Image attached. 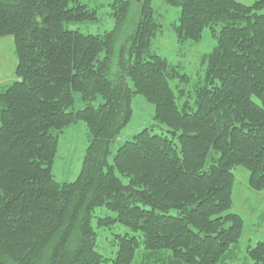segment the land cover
Wrapping results in <instances>:
<instances>
[{"label": "trees", "instance_id": "1", "mask_svg": "<svg viewBox=\"0 0 264 264\" xmlns=\"http://www.w3.org/2000/svg\"><path fill=\"white\" fill-rule=\"evenodd\" d=\"M162 1L180 11L178 43L199 42L204 28L215 39L192 93L177 65L151 53L161 28L151 0H114V27L98 35L70 27L97 21L79 0H0V38L12 37L17 59L0 91V264H138L139 250L142 264L165 253L168 264H224L238 243L231 169L264 192V0ZM135 95L167 134L145 129L108 163ZM79 122L89 142L81 170L56 182L58 136ZM101 207L114 217L99 226L130 233L116 236L113 258L95 250ZM246 255L264 264V241Z\"/></svg>", "mask_w": 264, "mask_h": 264}, {"label": "rangeland", "instance_id": "2", "mask_svg": "<svg viewBox=\"0 0 264 264\" xmlns=\"http://www.w3.org/2000/svg\"><path fill=\"white\" fill-rule=\"evenodd\" d=\"M81 4H86L89 8L95 9L97 21L86 23H74L70 27L86 35H98L111 30L114 26L112 18L111 4L114 0H79ZM154 19L161 25L158 36L151 44V53L165 58L173 65H177L181 72L189 77L190 82L184 85L185 91L192 93L197 78L202 75L200 63L204 54L213 50L215 39L207 28L202 31V38L199 42L178 43L174 27L178 25L180 11L177 8L165 4L162 0H151ZM244 5H251L256 0H237ZM264 12V8L260 11ZM136 16V3L132 5L130 11V22ZM16 53L14 52V41L12 37L0 38V91L14 81V71L16 68ZM129 83V82H128ZM130 84V83H129ZM175 84L171 82V86ZM183 87V86H182ZM102 99L98 98L93 102L94 106L101 104ZM132 115L130 121L116 135L110 146V156L108 163L112 162L116 150L129 141L137 133L150 129L154 134H167L166 127L157 125L154 120V105L146 102L141 95H135L131 101ZM78 94L75 95V110L82 109ZM58 136L56 156L52 164L53 179L56 182L70 183L76 179L81 170V163L85 156L87 141L86 126L83 122L71 125ZM234 175V185L232 188V208L231 213H236L243 218V233L238 243L231 246V254L224 260V264H252L246 255L248 246L256 245L257 241H264V192H253L248 187V172L239 166L231 169ZM91 221L94 232L97 235L95 246L96 251L105 258H113L117 251L115 245L118 234H130L129 231L119 223L109 226H99V218L106 216L114 217V213L106 208H96ZM144 251L137 252V263L141 262ZM165 257L150 255L149 264L166 263L169 261L167 253ZM142 264V262H141ZM171 264V263H170Z\"/></svg>", "mask_w": 264, "mask_h": 264}]
</instances>
